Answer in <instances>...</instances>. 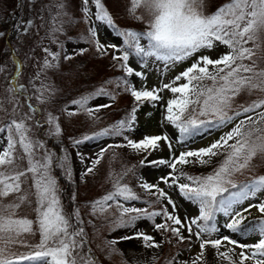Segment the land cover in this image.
Instances as JSON below:
<instances>
[{
	"label": "snow or ice",
	"instance_id": "6c2138e0",
	"mask_svg": "<svg viewBox=\"0 0 264 264\" xmlns=\"http://www.w3.org/2000/svg\"><path fill=\"white\" fill-rule=\"evenodd\" d=\"M59 7L63 8V4ZM207 7L208 0H129V16L145 25L142 30L135 31L119 29L103 0H81L82 14L90 24L86 42L93 43L101 55H108L109 48L114 53L120 52V55L113 54L111 58L119 62L118 67L124 77L135 76L142 81L146 79L142 71H135L130 66V55L139 59L141 67L159 62L165 70L188 60L193 62L170 82H161L158 87L151 89L146 84L136 88L123 77L106 81V84L122 87L133 97L131 112L126 119L92 135L74 139L72 143L79 145L102 137H123L127 141L124 145L101 148L97 158L91 161V166L83 171L82 178L94 171L111 147H127L137 154H145L140 161L141 165H144L148 155L165 145L171 153L168 160L150 162L156 166H167L171 171L156 184L142 182L139 185L145 193L156 198L145 200L147 207L125 204L141 199L128 184L121 183L131 169L113 183L112 191L91 202L89 207L92 215L106 213L110 208H114V215L118 213L113 220L112 230L135 228L137 221L154 222L155 218L162 217L163 223H153L154 231L170 233L179 243H191L193 237L199 243L200 251L190 264H204L205 249L208 246L216 250L221 264H264V219H260L251 228L245 223L248 219L246 214L250 215L252 208L264 217V200L241 207L245 201H251L258 194L264 196V175L250 178L242 184H237L233 179L237 173L246 170L255 172L259 167L254 163L255 160L264 162V97L233 108L237 97L242 94L251 96L256 91L264 93V67L260 66L264 56L257 55L258 51H264V0H227L211 13L206 11ZM93 19L106 24L117 36L122 37L123 48L116 44H101L96 39L97 29L92 26ZM32 26V20L22 22L18 31L26 33ZM62 31V27L52 29L53 33ZM249 44L252 46L249 47ZM220 46L225 51L216 59L204 54ZM45 51L53 61L61 57L59 52ZM85 51L81 49L77 54L82 55ZM63 58L72 59L68 55ZM55 67L56 64L45 59L35 79H39L42 72ZM3 70L0 66V72ZM16 73L19 75V67ZM49 90L50 86L41 82V87L35 89L38 93L37 101L47 103L51 97L45 93ZM165 90L173 95L167 99L164 108V126L171 125L178 130V138L174 140L168 132H164L145 135L138 141L131 139L126 133L133 130L139 105L150 102L155 106L164 100L162 93ZM11 91L20 93L25 101L32 100L31 96L24 95L27 92L24 85H13ZM98 96H107L112 101L116 99V94L102 85L94 92L73 99L71 104L88 117L98 118L95 113L111 107L110 104L89 107V101ZM9 103L14 104L11 113L0 106V111L5 112V119L0 120V133H7L6 144L0 145V264H98L89 247L79 209L71 213L66 211L62 190L53 175V168L59 167L71 177L68 156L54 160L50 151L38 154L44 148V143L32 138L28 122L34 120V117L26 114L20 119L16 118L18 108L22 106L20 96H13ZM27 107L32 114L39 111L31 103ZM57 121V117L47 114L49 135H61ZM34 126L41 127L39 121H34ZM225 128L228 130L222 131ZM213 131H222V134L207 146L196 149L187 146L188 141L210 135ZM174 144L184 146L179 155H175ZM217 157L221 158L219 163L208 174L193 176L183 171V166L188 164L211 165ZM81 160L83 162V157ZM161 183L198 206V215L179 217L176 202L165 188L160 187ZM165 201L171 206V211L163 207ZM156 205H161L160 211L150 210ZM217 213L227 217L223 227L229 232L243 235L249 231L258 232V241L242 244L229 235L213 238L214 234L221 232L217 224ZM184 232L188 235L185 236ZM37 236L39 239L35 243L29 239ZM132 239L141 240L145 248L159 249L163 243L156 242L152 235L139 230L133 235L120 238ZM118 242H106L112 246L110 254L119 252L115 248ZM165 242L171 243V239L166 237ZM225 243L231 247H225ZM18 248L27 251L19 252L16 250ZM221 248L224 250L221 251ZM236 249L240 251L236 252ZM156 259L154 256L153 264ZM166 264L189 262H176L173 256Z\"/></svg>",
	"mask_w": 264,
	"mask_h": 264
},
{
	"label": "rangeland",
	"instance_id": "374dc122",
	"mask_svg": "<svg viewBox=\"0 0 264 264\" xmlns=\"http://www.w3.org/2000/svg\"><path fill=\"white\" fill-rule=\"evenodd\" d=\"M106 1H108V3L110 1L109 7L119 19L115 22L119 29L139 31L145 27L144 24L129 16L127 12L129 0ZM220 1L221 0H213L211 2L219 5ZM9 3V0H0V33H3V35H0V66L4 68V70L0 72V106L6 109L8 113H11L14 104L9 103V100L13 96H20L22 106L18 108V115L16 118L20 119L26 114L34 117V120L28 122L31 128L32 138L41 140L44 143V148L40 149L38 154L44 151H50L53 153L54 160L65 155L68 156V165L72 172L71 177H68L64 170L59 167L53 168V175L56 177L61 189H64L67 184L64 183V179L70 182L66 188V190L71 188L70 204L67 205V208H71V212L79 209L80 218L83 220L82 226L85 228L89 240V247L92 250V254L96 257L98 264H123L125 261L126 264H153L154 256L157 257L155 264H166V261L170 260L173 256L176 257V262L185 261L190 264L192 258L200 251L199 243L195 241L194 237L191 243L188 241L179 243L175 238L171 237L170 233L161 234L160 232L154 231L152 227L153 223H163L162 217L155 218L154 222L148 220L137 221L135 228H116L112 230L114 227L113 220L115 219V215H118V213H115V215L113 214L115 211L114 208H110L108 212L103 214H91V208L89 207L91 202L104 196L109 191H112L113 183L123 173L127 172L128 169L132 171L128 172V174L123 177L121 183L128 184L137 195L142 197L141 200L149 198H151V200L156 199L154 196L145 193V191L139 187L142 182L156 184L160 181L162 176H166L171 171L167 166H156L150 163L155 160L170 159L171 153L166 145L162 149L148 155L143 168H138V166L140 161L144 159L145 154H137L127 147H111L104 153L103 158L100 160V163L96 165L94 171L82 178L83 171L86 167L91 166V161L97 158V153L100 152L101 148H105L108 145H124L127 141L124 140L123 137H102L85 141L79 145H73L72 141L74 139H81L85 135H92L105 127L126 119L134 105V100L131 96V102L128 101V106L126 105V108L130 106L128 110H126V108L119 109L120 106L117 107V102L112 101L107 96H98L94 100H90L89 107L92 108L101 104L111 105V107L102 108L98 113H95V117L98 118H90L85 113L80 112L75 105L71 104V101L82 95L94 92L102 85L108 90L110 88L112 93L116 94V99L119 95L123 96L125 91L122 88H117L115 84L105 83L109 76L112 77L116 75L113 73L114 71H109V68L111 69L113 67L124 75L123 71L118 67L119 62L113 61L111 58L113 54L120 55L121 53H114L111 48L107 49L108 55L106 56H109L110 59L107 67L103 66V63L98 59L92 58L90 52L86 54V58H84V56L82 59L80 58V55L77 53L81 49L89 50L88 46L87 44L70 43V41L66 39L67 28L65 25L69 24L73 15L77 17V19L83 18L81 0H28L27 11H29L27 15L33 21V26L29 28L26 33L18 31V26L22 22L27 21L23 19V17L27 16L22 14V0H15V7L12 10L7 9ZM61 4H63V8L59 7ZM208 4H210V1H208ZM123 20H126V22L124 23ZM86 23L89 29L90 24L88 22ZM92 26L96 27V39L101 44H116L120 48H123L122 37L117 36L112 28L101 22L94 21V19L92 21ZM54 27H62L63 31L53 33L52 29ZM81 29H83L82 25ZM54 40L56 42H53ZM10 43L17 46L15 49L17 54H22L24 56L23 69H19V75L15 73L11 77V74H9L10 70L5 69V60L7 56H4V54H7L5 49L8 47L10 49L11 47ZM61 45H63L62 48ZM248 46L251 47L252 45L249 44ZM2 49L3 55L1 53ZM46 49L61 53L60 59L64 61L65 59L63 57L65 55L71 56L72 59L70 60L74 62L72 67L75 70H81L80 76L76 78L63 75L61 78L59 77L54 80L53 74L58 70L57 67L60 66L58 65L60 59L53 61L52 57L47 55ZM262 49H264V44H262ZM10 51H12V49H10ZM224 51L225 48L220 46L204 54L209 55L212 59H216L218 55ZM257 55L264 56V51H258ZM45 59L50 63L56 64L57 67L42 72L40 78L35 79ZM192 62V60H188L182 64H178L174 68L165 70L163 65L159 62H151L147 67H141L139 59L130 55V66L135 71H142L146 79L142 81L135 76L126 78L131 81L136 88H140L142 84H146V86L151 89L153 87H158L161 82H170L177 74L189 67ZM260 66L264 67V60H261ZM76 81L78 82L77 84ZM41 82H43L44 85L50 86L49 92L45 93V95L51 98L47 103L43 104L37 101L36 96L38 93L35 91V89L41 87ZM22 83L27 86V93H24V95L31 96L33 106L39 109L35 114L29 112L27 107L28 104L20 93H13L11 91L13 85L19 87ZM66 84L72 86L76 84L79 90H77L75 94H72L71 90L66 89ZM87 85L89 86V90L84 91L82 87ZM162 95L164 96V100L157 102L155 106L150 102H143L139 105L133 130L126 133L131 139L138 141L145 135H159L164 132H168L174 140L178 138V130L174 129L171 125L165 127L164 125L166 122H164L163 119L167 99L171 98L173 94L165 90ZM259 97H264V93L256 91L253 92L251 96H248L246 93L242 94L237 97L233 104V108L239 104L250 103ZM121 98L123 102L127 103V96ZM69 112H77L78 114L69 115ZM48 113L58 118L57 122L61 127V135L59 137L48 134L49 125L46 123ZM4 119L5 112L0 111V120ZM34 121H39L41 127L34 126ZM230 127L231 125L229 128ZM227 130L228 128H225L222 131ZM222 131H213L210 135L197 137L192 141H188L187 146L191 149L205 147L215 139H218ZM6 135V132L0 133V145L6 144ZM174 149L175 155H179V152L184 150V146L181 144H174ZM81 157H83V162ZM220 159V157L214 158L213 163L208 166L188 164L183 166V171L193 176L208 174L216 164L219 163ZM254 163L259 165L255 172L246 170L243 173H237L233 177L237 184L245 183L255 176L264 175V162L257 159ZM63 183L64 185L62 186L61 184ZM160 187L165 188L171 194L172 199L178 206L177 215L179 217L183 218L185 216L198 215V206L183 199L178 191L173 192L171 189H167L163 183L160 184ZM73 196H75V200H73ZM141 200L125 202V204L126 206L146 207ZM261 200H264V196L258 194L257 197L251 201H245L241 207H247L249 203H259ZM62 202L65 204L63 200ZM163 207H167L169 211L172 210L171 206L167 205L166 201L163 203ZM246 215L248 219L245 223L248 224L249 228L253 227L260 219H264L255 208L251 209L250 215ZM216 219L221 232L214 234L213 238L220 235H229L242 244H252L259 239L258 232L254 231H249L247 235L229 232L228 229L223 227L227 217H224L222 213H217ZM137 230L152 235L156 242H163L162 247L159 249L145 248L143 242L139 239L120 240V238L125 235H133ZM184 235L187 236L188 233L184 232ZM166 237L171 239V243L165 242ZM29 239L35 243L38 241L39 237H30ZM110 240L119 241L115 245V248L119 249V252H111L110 254L112 246L106 244V242ZM225 247L231 246L225 243ZM16 250L19 252L27 251L25 248H18ZM223 250L224 248H221V251ZM171 251H173V254H170ZM239 251L240 249H236V252ZM204 264H221V261L217 259L216 250L212 249L210 246L205 249ZM223 264H227V262H223Z\"/></svg>",
	"mask_w": 264,
	"mask_h": 264
},
{
	"label": "trees",
	"instance_id": "16d2710c",
	"mask_svg": "<svg viewBox=\"0 0 264 264\" xmlns=\"http://www.w3.org/2000/svg\"><path fill=\"white\" fill-rule=\"evenodd\" d=\"M27 1L28 0H22V2H23V5H22V14L24 16H27V17H23V19H25V20L28 21V20H31V19L27 15V13L29 11V10L27 11V6H28ZM208 1H210V4L213 5L212 6V5L208 4V7H207L206 11L209 12V13H211L212 11H214L221 4L227 2V0H221L220 1V4L218 5V4H213L211 2L213 0H208ZM9 2L10 3L8 4L7 9H10V10L14 9V7H15V0H9ZM103 2L105 3L106 8L109 10L110 14L113 16L114 22H117V20H119V19L117 18L116 15H114V12L111 11V8L109 7L110 6V1L108 3V1L103 0ZM73 14H75V13H73ZM72 17L73 18H71V21H70L72 23L69 22L68 25L67 24L65 25V27L67 28L66 39H68L70 41V43H72V44H75V43H77V44H87L89 50H87L85 53H83L84 55L83 54L80 55V58L81 59H82L83 56H84V58H86V54L88 52H90L92 58L98 59L99 61H101L103 63V66L107 67L108 64H109V60H110L109 59V56L98 54V52L94 49L95 45L93 43L86 42L85 37H87V35H88V27H87V23H86V18H84V16H83L84 19L83 18L77 19V17H74V15ZM123 22L125 23L126 20H123ZM81 25H82L83 29H81ZM136 31H138V30H136ZM10 44H11L10 45L11 46L10 49H12L13 52L10 51V49L8 47V48L5 49L7 54H4V56L5 55L7 56V59L5 60L6 61V64H5V67L6 68L5 69L10 70V73L9 74H11L10 75V77H11L13 74L16 73V68L17 67H19V69H21V70L23 69V67H24V63H23L24 56L22 54H17V52H15V49L17 48V46L15 44H13V43H10ZM1 53L3 55V49H2V52ZM60 63H62V64H60ZM73 63H74L73 60H70V59H67V60L65 59V61L60 59V61L58 63V65H60V66L57 67L58 70L56 72H54V74H53L54 80L55 79H58L59 77L61 78L63 75L64 76L66 75L67 77H69V76L76 77V78L79 77L80 76V73H81V70H79V69H76V70L73 69V67H72V64ZM109 71H112V72L114 71L113 73H115L116 75L115 76H112V77L109 76V78H107V81H109V80L110 81H114V80H116L118 78H121V77L126 78V77H124L123 74H121L117 69H115L113 67L111 69L109 68ZM77 83L78 82L76 81V84ZM76 84L74 86H72L70 84H66L67 85V88L66 89L67 90H71V93L72 94H75V92H77V90H79V87H77ZM22 85H24V87L27 89V86L25 84L22 83ZM88 85H90V84H88ZM88 85L85 86V87H82V89L84 91L89 90V86ZM109 91L112 92L110 88H109ZM123 96L124 97L127 96V99H126L127 103H125V102L122 101V98L121 97H123ZM123 96H120L119 95L117 97V99L115 100V102H117V107L120 106L119 109L126 108V105L128 106V103L131 102V95H129L127 92H125V94ZM26 103L27 104L28 103H31L33 105V100L26 101ZM129 108H130V106H129ZM129 108L127 107L126 110H128ZM138 168H143V165L139 164ZM64 183H67V184H66V186H65L64 189H61L62 190V200L66 204V205L64 204V207H65L66 211L69 212V213H71V208H67V205L70 204L69 199H70V194H71V188L66 190L67 185L70 184V182L68 180L64 179ZM64 183L61 184V185L63 186ZM145 200H151V198L145 199ZM145 200H141V202L144 203ZM145 205L147 207V204H145ZM160 209H161L160 205H156L154 209H150V210L159 211ZM170 254H173V251H171Z\"/></svg>",
	"mask_w": 264,
	"mask_h": 264
}]
</instances>
